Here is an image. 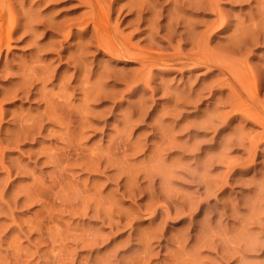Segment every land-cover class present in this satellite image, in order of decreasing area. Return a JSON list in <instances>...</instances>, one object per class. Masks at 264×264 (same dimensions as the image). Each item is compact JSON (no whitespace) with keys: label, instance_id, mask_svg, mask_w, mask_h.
Returning a JSON list of instances; mask_svg holds the SVG:
<instances>
[{"label":"rangeland","instance_id":"obj_1","mask_svg":"<svg viewBox=\"0 0 264 264\" xmlns=\"http://www.w3.org/2000/svg\"><path fill=\"white\" fill-rule=\"evenodd\" d=\"M1 1L14 6L19 25L0 57V264H264V140L251 153L261 127L230 108L249 102L252 92L232 101L227 75L213 65L142 66L110 55L92 24L82 30L88 0ZM135 1L113 2L109 23L143 51H189L184 27L198 32L215 19L206 0ZM256 2L218 0L229 24L212 33L209 46L234 57L239 72L259 74L261 111L264 42L234 37L264 21V3ZM138 4L150 11L142 22ZM29 11L41 13L33 21ZM25 79L27 96L16 92ZM201 178L215 187L204 193ZM182 199L198 206L183 217L175 213ZM155 208L170 216L154 215ZM201 233L213 243L201 245Z\"/></svg>","mask_w":264,"mask_h":264},{"label":"bare ground","instance_id":"obj_2","mask_svg":"<svg viewBox=\"0 0 264 264\" xmlns=\"http://www.w3.org/2000/svg\"><path fill=\"white\" fill-rule=\"evenodd\" d=\"M22 1V0H21ZM41 1H43V0H40V2ZM116 0H88L87 1V3L89 4V7H90V9H89V11L87 12L88 14L86 15V17L85 16H83L84 17V19H83V21L81 22V24H83V29L82 30H84V31H87V29H88V27H89V24H92V34H94V35H92V36H95L94 38L96 39V41H97V43H98V45L101 47V48H103L105 51H107L110 55H112V56H126V57H128V58H130V59H140L141 60V65L142 66H144V65H149V66H152V65H154V64H157V63H162V64H165V65H167V64H173L174 66H176V65H178L180 68H182V67H184V66H192V65H195V64H201V63H204V64H207V65H209V66H211V65H213V66H216V68H218L219 70H220V72H223L224 74H226L227 76H226V78H225V80H227L225 83L227 84V85H229L228 87L230 88H233L232 90H234V91H232V92H234V94H233V100L232 99H230V100H232V101H234V100H236V98L238 99V98H243L242 97V95L244 94V92H246V94H247V92H252V97L249 99L250 101L249 102H247L246 104H244L243 106H234V104H233V106H229L230 108H231V110H233L234 109V111L235 112H241L242 113V116H244L245 115V117L247 116V117H251V119H253L254 121H256V123L258 122L259 123V125H260V127H261V130H260V133L259 134H257L258 136H257V138H256V136H254L256 139H255V141H253L254 143H252V149H251V153H255V148L257 147V143H259V141H261V140H264V113H262V111H264V110H261L260 111V109H258L257 107H258V105L259 106H261L260 104H259V99H258V97H257V90H258V84L260 83V80L261 79H259V76H257V75H259V74H255V73H252L251 72V70H249V68H245V72H243V69L240 67V72H241V69H242V72L240 73L239 72V65L237 66L236 65V63H235V61L232 59V58H234V57H231V55L230 54H227V52L226 53H224L223 54V52H219V51H215V50H213V49H211L210 47L211 46H209V40L211 39V37L213 36V32H215V31H219V30H224V29H226L227 28V25L229 24L227 21H225L223 18H221V12H220V9H219V5H218V0H206V2H205V5H207V6H209L210 8H212V10H213V12H214V14H215V19H213V20H211V21H209L208 23H206L205 24V28L204 29H202L201 31H195L194 30V28H193V26H192V28L191 27H188V26H186V27H188V28H186V27H184L185 28V30H182L183 31V33H181V32H179V33H181V35L180 36H184V34L186 35L185 36V38L186 39H188L189 41H191L190 42V44H191V46L188 48L189 49V51H186V52H182L181 50H179L178 48V50H175L174 49V51H177V52H175V53H173V54H171V55H166V54H162V52L160 53V52H152V51H143L142 49H138V47H134V45L133 44H131V43H129L130 41H129V39H126V38H124V37H120V36H118L115 32H113L112 31V29H110V23H109V21H110V16H111V12H112V10L111 9H113L112 8V3L113 2H115ZM129 1V0H128ZM141 1V0H140ZM139 1V2H140ZM143 1V0H142ZM180 0H175V2H174V4L175 3H178ZM201 1V0H200ZM199 1V2H200ZM208 1V2H207ZM247 1V0H246ZM257 2L259 1L260 2V0H256ZM130 2H131V6L130 7H132V4H133V0H130ZM136 3H139V2H137V1H135ZM146 2H147V0H146ZM150 2V1H149ZM148 2V3H149ZM185 2H187V1H185ZM184 2V3H185ZM256 2V4H259V3H257ZM136 3H134V4H136ZM148 3L146 4V6L148 5ZM197 4H199L198 2H196ZM195 3V4H196ZM200 3H202V1L200 2ZM261 3H264V0H262V2ZM139 4H141V6H144V1L143 2H141V3H139ZM138 4V6L137 7H135L136 5H133L135 8H137L136 10H134V11H136V18H138L137 20H141V22L143 21V20H145V17H144V14L145 13H147V12H150L147 8L148 7H150V5L151 4H149V6H147V8L146 9H144V8H139V7H141L140 5ZM152 4H153V2H152ZM179 4V3H178ZM181 4V3H180ZM196 4V5H197ZM11 5V4H10ZM9 4H6L4 1H1L0 0V57H1V52H2V48L3 47H6V48H8L9 46H10V42H11V40H12V38H13V33L14 32H17V30H18V18H17V16H16V10H15V8H14V6L13 5H11L10 6ZM124 5V4H123ZM130 5V4H129ZM204 5V4H203ZM13 6V7H12ZM121 6V5H120ZM154 6V5H153ZM198 6H200V7H202L201 6V4H199ZM259 6H260V4H259ZM121 7H123V6H121ZM120 7V8H121ZM197 7V6H196ZM204 7V6H203ZM30 8V7H29ZM199 8V7H198ZM115 9V8H114ZM134 8H132V10H133ZM149 9H152V6L149 8ZM258 9V8H257ZM256 9V10H257ZM261 9V8H260ZM29 10V9H28ZM38 10V9H37ZM128 11H129V9H127ZM32 11V10H31ZM36 11V10H35ZM119 11V10H118ZM120 11H121V9H120ZM154 11V10H153ZM258 11V10H257ZM256 11V12H257ZM33 12V11H32ZM39 12V11H38ZM37 12V13H38ZM151 12H152V10H151ZM254 12H255V10H254ZM262 12H264V11H262ZM31 14V12L29 11L28 12V14ZM36 13V12H35ZM37 13L34 15V17H32V14H31V17H29V16H27V18L26 19H28V17L30 18V20L32 19H34V18H37V17H35V16H39V15H37ZM41 12H39L38 14H40ZM260 13H261V11H260ZM34 14V13H33ZM85 14V13H84ZM256 14H258L259 15V13L257 12ZM262 14H264V13H262ZM152 15H153V12H152ZM158 15V14H157ZM154 16V15H153ZM168 16V15H167ZM171 16V15H170ZM169 16V17H170ZM177 16V15H176ZM262 16H264V15H262ZM25 17V16H24ZM168 17V18H169ZM181 17V16H180ZM40 18H42V17H40ZM155 18V17H154ZM174 18L175 17H173V22H174ZM179 18V17H178ZM262 18H264V17H262ZM39 19V18H38ZM153 19V18H152ZM157 19V18H156ZM170 19V18H169ZM180 19V18H179ZM251 19V18H250ZM250 19H248V20H250ZM35 20V19H34ZM33 20V21H34ZM36 21H38V20H36ZM138 21V22H139ZM149 21H152V20H149ZM180 21H182V20H180ZM253 21V20H252ZM258 21H260V18L257 20V23H258ZM26 22V21H25ZM24 22V23H25ZM27 22H28V20H27ZM137 22V21H136ZM262 22V23H261ZM35 24H36V22H34ZM33 23V24H34ZM171 23H172V21H171ZM250 23V22H249ZM253 23V22H252ZM256 22L255 23H253L252 25H250V26H252L251 28L248 26V28H249V30H250V32H248V34H246L245 33V31H240V28H239V35H237V34H235L234 35V37L236 38V41L237 40H241V42H247V44L248 43H251L252 42V44H256V43H258V42H264V25H261V24H264V21H260L258 24H257ZM49 24V23H48ZM167 24V23H166ZM165 24V25H166ZM175 24L176 25H178L179 24V20H176L175 21V23H174V25H172L171 24V26L172 27H174L175 26ZM181 24V23H180ZM244 24V23H243ZM260 24V25H259ZM28 24L26 23V25L25 26H27ZM30 25V24H29ZM28 25V26H29ZM50 25V24H49ZM149 25V24H148ZM170 25V24H169ZM168 25V26H169ZM184 25V24H183ZM188 25V24H187ZM248 25V24H247ZM153 26V25H152ZM170 26V27H171ZM180 26V25H179ZM114 27V26H113ZM154 27V26H153ZM160 27V26H159ZM196 27V26H195ZM245 27H246V25H245ZM245 27H243L244 29H245ZM27 28H29V29H27L28 31H30V30H32L33 29V26H29V27H27ZM149 28V27H148ZM167 28H169V27H167ZM176 28V26L174 27V28H170V31L173 33H176V30H178V29H175ZM183 28V29H184ZM243 28H241L242 30H244ZM246 29H247V27H246ZM248 30V29H247ZM25 31L26 30H22V34L24 35V33H25ZM155 31H157V30H155ZM169 31V32H170ZM32 32V31H31ZM173 33V34H174ZM241 33V34H240ZM22 34H20V35H22ZM26 34V33H25ZM29 34V33H28ZM31 34H33V33H31ZM234 34V33H233ZM250 34V35H249ZM22 35V36H23ZM27 35V34H26ZM91 35H89V37L91 38ZM175 35V34H174ZM232 35V34H231ZM230 35V36H231ZM30 36H32V35H30ZM155 36V35H154ZM165 36V35H164ZM170 36V35H169ZM233 36V35H232ZM151 37V36H150ZM33 38V37H32ZM181 38V37H180ZM35 39V38H34ZM168 39H170V38H167V40ZM185 39V40H186ZM232 39V38H231ZM230 38H229V40H231ZM32 40V39H31ZM34 41V40H33ZM151 41V40H150ZM149 41V42H150ZM189 41H187L188 42V44H189ZM232 41V40H231ZM234 41V40H233ZM232 41V42H233ZM151 42H153V41H151ZM168 42H170V41H168ZM186 42V41H185ZM171 43V42H170ZM179 43V42H178ZM233 43H235V41L233 42ZM167 44V43H166ZM189 44V45H190ZM228 44H229V42H228ZM227 44V45H228ZM236 44V43H235ZM247 44H246V46H244V44H239V47L240 48H242L243 46L244 47H247ZM133 45V46H132ZM149 45V44H148ZM230 45H231V43H230ZM233 45V44H232ZM231 45V46H232ZM151 46V45H150ZM168 46V45H167ZM230 46V47H231ZM170 47V46H169ZM223 47H224V45H223ZM225 47H226V45H225ZM228 47V46H227ZM233 47V46H232ZM230 48V49H233V48ZM85 48V47H84ZM192 48V50H193V48H194V51H190V49ZM234 48H236L235 47V45H234ZM239 48V49H240ZM82 49V48H81ZM147 49V48H146ZM150 49V48H149ZM229 49V51H231ZM237 50H238V48H236ZM243 49V48H242ZM80 50V49H79ZM84 50V49H83ZM221 50V49H220ZM227 50H228V48H227ZM244 50H246V49H244ZM184 51V50H183ZM221 51H223V50H221ZM235 51V50H234ZM240 51V50H239ZM225 52V51H224ZM241 52V51H240ZM239 52V53H240ZM229 53V52H228ZM231 54H233V55H235L234 53H232V52H230ZM235 53H237V52H235ZM232 55V56H233ZM84 56H78V62H80V64L81 63H83V60H84V58H83ZM75 58H77V57H75ZM74 58L72 57V60H73ZM237 61V60H236ZM75 62H76V60H75ZM78 62H76V63H78ZM168 62V63H167ZM240 62V61H239ZM244 63V62H243ZM242 63V64H243ZM77 65H79V64H77ZM83 65H85V64H83ZM236 65V66H235ZM79 66H81V65H79ZM82 67V66H81ZM178 67V68H179ZM23 68V67H22ZM40 68V67H39ZM83 68H84V66H83ZM38 69V68H37ZM26 70V69H25ZM24 70V71H25ZM42 70H44V69H42ZM85 70V69H84ZM248 70L250 71V72H248ZM33 71H36V70H33ZM253 71V70H252ZM257 71V70H256ZM262 71V70H261ZM26 72V71H25ZM24 72V73H25ZM31 73H33L32 71H30ZM45 72H46V70H45ZM254 72V71H253ZM259 72V71H258ZM19 73H20V71H19ZM42 73H43V71H42ZM262 73V72H261ZM17 74V73H16ZM21 74H22V71H21ZM41 74V73H40ZM25 75V74H24ZM29 75H30V73H29ZM33 74H31L30 76L31 77H33L32 76ZM34 75H35V73H34ZM261 75V74H260ZM10 76H12V75H10ZM36 76H38V75H36ZM35 76V77H36ZM84 76V75H83ZM262 76H264V74H262ZM22 77V76H21ZM34 77V78H35ZM39 77V76H38ZM37 78V77H36ZM32 79V78H31ZM31 79H30V81H31ZM39 79V78H38ZM22 80V79H21ZM40 80V79H39ZM147 80V79H146ZM28 79H25L24 81H23V84H21L22 82H20V83H17V84H21L22 86L20 87V88H18L17 90L18 91H16L17 93H29V91H30V89L28 88L29 86H31V85H29L28 87H26L25 86V83L26 82H30ZM35 81V80H34ZM38 82V81H37ZM87 82V81H86ZM85 82V83H86ZM28 84H30V83H27V85ZM41 84V83H40ZM262 87H264V84H260ZM225 86V85H224ZM41 89H42V87H41ZM196 91V90H195ZM197 94H198V92H196ZM99 95H97V96H100L101 94H100V92L98 93ZM250 94V93H249ZM13 95H14V93H13ZM15 95H17V94H15ZM26 95V94H25ZM200 95V94H199ZM231 95V94H230ZM27 96V95H26ZM43 96V95H42ZM86 96H87V94H86ZM186 96V95H185ZM232 96V95H231ZM43 97H45V96H43ZM87 97H89V96H87ZM187 97V96H186ZM200 97V96H199ZM250 97V96H249ZM44 99V98H43ZM47 100V99H46ZM45 101V100H44ZM51 101V100H50ZM237 102V101H236ZM62 103H64V101L62 102ZM67 103V102H66ZM64 104L65 105V107H66V105L67 104ZM231 103H233V102H231ZM261 103V102H260ZM50 104V103H49ZM230 104V103H229ZM49 106V105H48ZM50 107V106H49ZM51 107H54V105L53 106H51ZM50 107V108H51ZM48 110H50V109H48ZM53 110H55V109H53ZM53 110H51V111H53ZM70 111V110H69ZM53 113V112H52ZM245 113V114H244ZM42 114H44V113H42ZM51 114V113H50ZM240 114V113H239ZM244 114V115H243ZM52 115H55V114H51V116ZM57 115V114H56ZM56 115L55 116H53V118L55 117L56 118V120H57V118H58V116L56 117ZM63 116V115H62ZM62 116H59L60 118L62 117ZM244 117V118H245ZM40 118V117H39ZM42 118V117H41ZM49 118V117H48ZM51 118V117H50ZM49 118V119H50ZM54 118V119H55ZM38 119V118H37ZM246 119V118H245ZM36 120V119H35ZM35 120L33 121V122H35ZM52 120V119H51ZM37 121V120H36ZM40 121H42V120H40ZM40 121H38L37 122V124L40 122ZM24 122V121H23ZM22 122V123H23ZM29 125V124H28ZM28 125H22L23 126V130H24V132L22 133L21 131L22 130H20L19 128H18V130H20V132L19 133H22V134H24V135H29V133H30V130L28 129L29 127H28ZM34 126V125H36L35 123L34 124H31L30 126ZM39 125H41V124H39ZM38 125V126H39ZM20 126V125H19ZM24 126H25V128H26V130L28 129V131H26L25 130V128H24ZM32 126V127H33ZM34 128H35V126H34ZM34 128H31L30 127V129L31 130H33ZM36 129V128H35ZM39 131H37V132H40V127H39V129H38ZM35 131V130H34ZM19 133H15V134H17V135H19ZM32 134V133H31ZM24 135L22 136V137H24ZM240 135V134H239ZM15 136V135H14ZM21 137V136H20ZM30 137V136H29ZM240 137H241V135H240ZM243 138V137H242ZM10 139V138H9ZM16 139H18V138H16ZM21 139V138H20ZM239 139H241V138H239ZM238 139V140H239ZM7 140V139H6ZM12 140V139H11ZM11 140H10V142H11ZM15 142V140H13V143ZM234 142V141H233ZM237 142V141H236ZM262 142V141H261ZM238 143H240V142H238ZM7 144V143H6ZM10 144V143H9ZM5 146V145H4ZM228 146V145H227ZM3 146H1V148H2ZM6 149V148H5ZM2 151V150H1ZM250 154V153H249ZM62 155H65V157L67 156V154H62ZM254 156V155H253ZM53 158H54V161H55V163H57V165L58 164H62V156L61 155H53L52 156ZM81 159V158H80ZM251 159H253V158H251ZM249 162V161H248ZM61 175V174H60ZM205 175V176H204ZM204 175H203V177L205 178L206 177V175H209V174H207V172L206 173H204ZM200 179L199 180V186H201V187H203L204 188V190H203V192L204 193H206L207 191L208 192H210V190L212 189V188H214L215 186H214V183H213V181L214 180H212V181H210V180H208L209 178H211V177H209V178H206V179ZM225 178V177H224ZM198 181V180H197ZM228 181H227V179H224L223 181H222V183H221V186L222 185H224V184H226ZM203 185V186H202ZM216 189V188H215ZM214 189V190H215ZM217 189H218V187H217ZM261 189H264V188H261ZM260 189V190H261ZM42 191V190H41ZM39 192V191H38ZM42 193V192H41ZM36 194H37V192H36ZM259 194V193H258ZM260 194H262V193H260ZM34 197L33 198H35V195H33ZM43 195H38L36 198L37 199H35V200H39L40 201V205L41 206H44L43 204V201H42V197ZM259 196V195H258ZM260 196H262V195H260ZM39 197V198H38ZM169 197V196H168ZM262 198V197H261ZM44 199V198H43ZM183 201L181 202V211H177V210H175V213H177V215L176 216H186V215H189L188 213H191L192 212V210H194L195 208H197L198 206H196L195 207V204H194V207H191L192 206V204H190L191 206L190 207H186L187 205H189V204H187V201H185V199H182ZM187 200V199H186ZM185 202H186V204H185ZM184 208H187V211L188 212H186V211H183L184 210ZM161 210V209H160ZM153 212H154V215H158V214H164L166 217H168V216H170V209H168V208H166V209H164V210H161V211H159L157 208H155L154 210H153ZM175 216V217H176ZM189 217V216H188ZM181 218V217H180ZM40 222V221H39ZM38 223H36V225H37ZM40 224V223H39ZM38 227H39V225H38ZM39 229V228H38ZM205 229H206V227H205ZM208 229V228H207ZM206 229V230H207ZM210 229V228H209ZM205 230V231H206ZM211 230V229H210ZM211 232H212V230H211ZM208 233V232H207ZM210 233V232H209ZM202 234V233H201ZM210 235H207L206 233H203L201 236H200V238H197L198 239V241L201 243V245H207V244H211V243H213V240L209 237ZM153 237V236H152ZM156 237V236H155ZM151 237H149V239H150ZM148 238H146V247H148L149 246V243H148V241H149V239L147 240Z\"/></svg>","mask_w":264,"mask_h":264}]
</instances>
